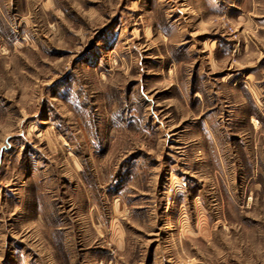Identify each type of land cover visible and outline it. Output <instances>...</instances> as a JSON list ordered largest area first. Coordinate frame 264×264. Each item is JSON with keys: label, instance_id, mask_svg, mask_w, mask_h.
<instances>
[{"label": "rangeland", "instance_id": "1", "mask_svg": "<svg viewBox=\"0 0 264 264\" xmlns=\"http://www.w3.org/2000/svg\"><path fill=\"white\" fill-rule=\"evenodd\" d=\"M0 264H264V0H0Z\"/></svg>", "mask_w": 264, "mask_h": 264}]
</instances>
